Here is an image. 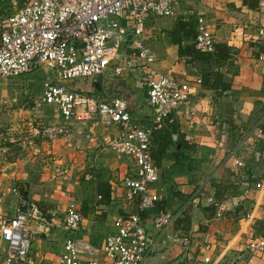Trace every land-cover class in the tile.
I'll use <instances>...</instances> for the list:
<instances>
[{
    "label": "crops",
    "instance_id": "1",
    "mask_svg": "<svg viewBox=\"0 0 264 264\" xmlns=\"http://www.w3.org/2000/svg\"><path fill=\"white\" fill-rule=\"evenodd\" d=\"M177 1L176 14L166 28H154L156 18L150 17L145 23L144 44L156 58L145 75L133 69L126 70L122 77L108 74L104 79L74 80L67 85L95 102L110 98L125 100L130 115L148 126L153 122L154 112L147 105L146 72L163 73L186 82L193 118L187 120L183 109H179L166 122L177 128L170 134L172 144L162 150L159 141H151V152H158L159 158L160 174L153 188L161 194L158 205L161 209H153L148 217L142 218L147 232L154 235L150 219L158 211L184 209L187 218L182 223L176 221L171 232L189 236L193 252L197 244H206L210 246L213 264H264V252L251 257L254 254L247 249L249 240L264 238V186L255 187V181L264 179V138L246 143L244 135L264 119V74L258 59L264 55V38L257 40L256 32L264 27V13L258 12L259 0H225L231 4L225 10L218 8L222 0ZM189 2L194 3L192 8ZM208 8L217 18V22L209 25L218 37L215 43L225 44L232 55L220 70L231 82L230 90L220 97L195 82L199 73L186 59L178 57L170 36L177 21L194 19L197 12L203 16L201 9L209 11ZM243 24L248 28L243 29ZM123 53L132 58L131 51ZM6 84L7 80L2 82V90H7ZM1 91L0 108L5 111L4 103L14 99L10 97L12 94ZM26 109L23 114L19 110L11 120L20 121V125L8 127L6 133L0 130V139L5 142L0 148V218L12 217L21 199L34 203L50 227L48 233L33 240L29 264H56L68 236L63 213L69 203L75 202L83 216L78 237L96 247H101L106 236L115 233L114 222L119 215L136 211L135 202L124 204L121 186L123 178L132 174V161L118 158L108 146V141L119 139L122 134L115 126L92 120L87 127L71 126L67 136L46 140L38 135L39 122L61 123L59 114L53 107L41 106L40 96ZM181 142L190 147L183 164L176 160V145ZM15 148L18 156L14 155ZM235 159L243 162V169H236ZM99 182L110 186L107 205L99 202L96 192ZM197 193L200 202L190 203ZM208 198L222 206L226 220L211 221L205 201ZM3 249L0 240V264H7ZM180 250L159 245L143 264H171L180 258Z\"/></svg>",
    "mask_w": 264,
    "mask_h": 264
},
{
    "label": "built area",
    "instance_id": "2",
    "mask_svg": "<svg viewBox=\"0 0 264 264\" xmlns=\"http://www.w3.org/2000/svg\"><path fill=\"white\" fill-rule=\"evenodd\" d=\"M177 6V0H27L20 9L0 18V91L5 80L43 71L40 105L53 107L62 120L39 124L38 135L55 140L67 136L71 126L83 128L89 121L97 120L121 130L120 138L108 141V146L118 158L127 157L132 161V174L123 178L121 186L124 204L135 202L136 211L119 215L114 222L115 233L106 236L101 247H96L78 237L83 216L75 202L69 203L63 213L68 236L56 264H143L159 245L181 249L180 258L171 264L214 263L209 256V245L197 244L193 252L189 236L171 232L175 222L183 218L184 209L154 215L150 219L154 235L147 232L146 223L140 217V213L152 209L161 200V194L153 188L160 170L151 156L152 133L160 130L179 109L191 121L194 109L188 105V84L171 75L146 72L147 105L154 112L153 122L148 126L130 115L125 100L110 98L95 102L67 85L74 80L99 76L104 79L108 74L122 77L126 70L133 69L145 75L156 61L154 53L144 44L145 23L150 17L172 18ZM258 12L264 13V0H259ZM194 21L195 48L213 52L214 37L204 17L197 12ZM242 28L248 27L243 24ZM256 32L257 40L264 38V27ZM125 50L131 51L132 58L125 57ZM258 59L264 74V55ZM195 82L200 84V78ZM245 134L246 143L264 138V119ZM234 165L236 169H243L244 164L235 159ZM262 186L264 179L255 185L257 189ZM200 200L197 193L189 202L198 204ZM205 201L214 209L211 221L226 220L218 202L212 198ZM49 227L50 223L36 205L21 199L12 217L0 218L4 261L29 264L33 240L48 233ZM247 249L255 256L262 254L264 238L249 240Z\"/></svg>",
    "mask_w": 264,
    "mask_h": 264
},
{
    "label": "trees",
    "instance_id": "3",
    "mask_svg": "<svg viewBox=\"0 0 264 264\" xmlns=\"http://www.w3.org/2000/svg\"><path fill=\"white\" fill-rule=\"evenodd\" d=\"M18 1L20 9L24 0ZM8 4L9 0H0V18L11 14L7 11ZM170 36L172 44L177 47L178 57L186 59L199 73L200 84L204 90L212 91L215 93L216 97H220L223 93L230 90L231 82L226 80L220 71L232 58L230 49L225 44L215 43L214 51L210 53L197 50L194 45L195 21L192 18L187 21L181 19L177 21L175 28L170 32ZM176 130L177 128L174 124L164 123L160 130L152 133L151 141L154 139L159 141L160 148L163 150L166 145L172 144L170 134L176 132ZM176 146L178 147L176 160L178 163L183 164L184 160L187 159L186 154L190 150V147L187 143L182 142L177 143ZM156 154H152L151 152L152 159L155 160V165L158 166V152ZM255 182L257 183L258 181ZM96 186V192L100 198L99 202L105 205L109 204L111 197L110 186L106 184V182H99ZM158 205H160V201L157 202L152 209L140 213V217H148L153 209L160 210L161 208L158 207ZM209 210L213 216L214 209L209 206ZM186 218V215L183 213V218L177 220V222L182 223Z\"/></svg>",
    "mask_w": 264,
    "mask_h": 264
},
{
    "label": "rangeland",
    "instance_id": "4",
    "mask_svg": "<svg viewBox=\"0 0 264 264\" xmlns=\"http://www.w3.org/2000/svg\"><path fill=\"white\" fill-rule=\"evenodd\" d=\"M192 1H194V0H192ZM26 2H27V0H24L23 5ZM229 5H231V4H228L225 2V0H222V3L218 6V8H220L222 10L229 9L230 8ZM188 6H190L192 8L194 6V3L189 2ZM17 9H19V1L18 0H9L7 11L9 13H13ZM183 9H184V6H183ZM183 9H181V10L183 11ZM201 10L203 13H205V14H203V17L205 18L206 24L209 28V25L214 24L217 18L215 19L214 13L211 12L210 9H209V11H205V9L204 10L201 9ZM175 14H176V12H175ZM177 14H178V12H177ZM151 19H154V18H151ZM170 21H171L170 18L158 19V21H155L153 26H154V28H155V26L159 27V28H161V27L166 28ZM209 30H210V28H209ZM212 35L214 37V41H215V39L217 40L218 37H217L216 33L212 32ZM43 78H44V72L37 70V71L31 72L29 74H23V75H20L17 77H13V78L7 80V82L9 83V84H6L7 90H6V88H3V90L1 88L2 93H4L6 90L5 93L6 94H12L10 97H12L14 99V100H10L9 102L4 103V105H6L5 108H7L5 111L4 110L1 111V108H0V111H1L0 114H3V115H0V130L2 131V133H6V132H4V130L10 126L16 127L17 125H20V123H21L20 121H17L15 123V122H11V120L14 119V114L18 113L19 110H22L23 111L22 114H23L24 111L27 110L26 108L33 106L34 100L36 98H39V96H41ZM96 78L102 79L101 76L96 77ZM23 105L26 107L23 108ZM2 108H3V106H2ZM47 113H49V111H47ZM10 116H13V117H10ZM50 118L51 117H48V121L51 120ZM97 122L100 123L99 121H97ZM42 123L44 124V122H42V121L39 122V124H42ZM44 125H46V123ZM3 143H5V142H3L2 139H0V148L3 147ZM15 149L16 150L14 151V155L18 156L19 152H18L17 148H15ZM122 158H124V157H122ZM239 253L241 256L243 255L242 252H239ZM252 253H254V252H252ZM255 257H257V256H255Z\"/></svg>",
    "mask_w": 264,
    "mask_h": 264
}]
</instances>
